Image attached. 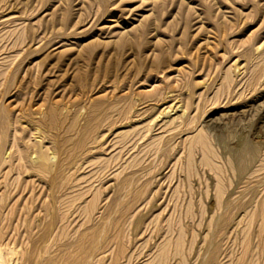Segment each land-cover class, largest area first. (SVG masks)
I'll list each match as a JSON object with an SVG mask.
<instances>
[{
	"label": "rangeland",
	"instance_id": "rangeland-1",
	"mask_svg": "<svg viewBox=\"0 0 264 264\" xmlns=\"http://www.w3.org/2000/svg\"><path fill=\"white\" fill-rule=\"evenodd\" d=\"M0 258L264 264V0H0Z\"/></svg>",
	"mask_w": 264,
	"mask_h": 264
},
{
	"label": "bare ground",
	"instance_id": "bare-ground-1",
	"mask_svg": "<svg viewBox=\"0 0 264 264\" xmlns=\"http://www.w3.org/2000/svg\"><path fill=\"white\" fill-rule=\"evenodd\" d=\"M257 73V72H256ZM259 73V72H258ZM228 87H229V85H228ZM54 114V113H53ZM56 115V114H55ZM56 119V118H55ZM212 127H214V126H212ZM215 127H216V125H215ZM221 128V127H220ZM214 129V128H213ZM217 130V129H216ZM220 130V129H219ZM199 140V139H198ZM236 141V140H235ZM243 142V141H242ZM205 146V145H204ZM206 149V148H205ZM206 151V150H205ZM248 151H249V153H251L252 154V157H253V159L255 158V156H254V154L256 155V153H255V151H254V149L252 148V147H250L249 146V148H248ZM205 155V154H204ZM217 156V155H216ZM239 158H243V157H241V156H239ZM39 159V158H38ZM37 159V160H38ZM40 159H42L41 157H40ZM250 159V158H249ZM34 161V160H33ZM251 161V160H250ZM36 163H37V161H36ZM43 164V163H42ZM203 164V163H202ZM245 164V163H244ZM249 164V163H248ZM44 165H46V164H44ZM243 165V164H242ZM245 167H246V165H244ZM243 168V169H245L246 170V168ZM47 168V167H46ZM237 169H239V168H237ZM241 170V169H240ZM245 170H243V171H245ZM240 172V171H239ZM241 174V173H240ZM241 177V176H240ZM224 194V193H223ZM176 243V242H175ZM176 245V244H175ZM67 247V246H66ZM1 259V258H0ZM3 263V262H2ZM14 263V262H13ZM3 264H5V262L3 263ZM17 264V263H16Z\"/></svg>",
	"mask_w": 264,
	"mask_h": 264
}]
</instances>
